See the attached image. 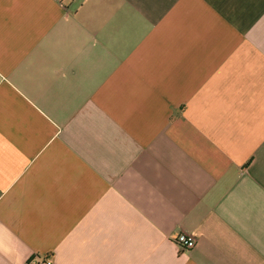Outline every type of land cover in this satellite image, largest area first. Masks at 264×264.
I'll use <instances>...</instances> for the list:
<instances>
[{"label":"crops","instance_id":"0c3cea01","mask_svg":"<svg viewBox=\"0 0 264 264\" xmlns=\"http://www.w3.org/2000/svg\"><path fill=\"white\" fill-rule=\"evenodd\" d=\"M33 259L264 264V0H0V264Z\"/></svg>","mask_w":264,"mask_h":264},{"label":"built area","instance_id":"2783aa9c","mask_svg":"<svg viewBox=\"0 0 264 264\" xmlns=\"http://www.w3.org/2000/svg\"><path fill=\"white\" fill-rule=\"evenodd\" d=\"M174 240L176 242H178V244L182 247V248H190L193 246L194 244V238L186 233L181 232L180 234H178L176 237H174ZM41 260H36L33 259L32 263L33 264H38V262ZM50 264V263H48Z\"/></svg>","mask_w":264,"mask_h":264},{"label":"trees","instance_id":"16d2710c","mask_svg":"<svg viewBox=\"0 0 264 264\" xmlns=\"http://www.w3.org/2000/svg\"><path fill=\"white\" fill-rule=\"evenodd\" d=\"M38 264H48V261L46 259H43Z\"/></svg>","mask_w":264,"mask_h":264}]
</instances>
